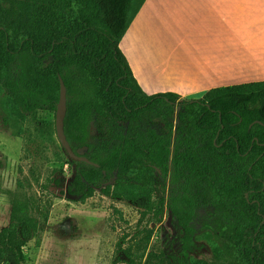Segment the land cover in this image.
<instances>
[{
	"label": "trees",
	"instance_id": "1",
	"mask_svg": "<svg viewBox=\"0 0 264 264\" xmlns=\"http://www.w3.org/2000/svg\"><path fill=\"white\" fill-rule=\"evenodd\" d=\"M132 1L0 0V92L18 113L56 114L62 78L68 96L67 138L78 154L88 147L83 154L98 164L70 160L73 177L66 182L53 174L45 186L53 185L72 201L100 189L105 196L137 204L144 213L152 210L155 172L168 171L164 139L122 135L123 148L104 158L102 149L88 142V114L93 110L101 119L124 122L164 104L196 106L195 128L213 138L207 151L187 138L190 170L170 204L179 253L151 251L144 264H182L183 255L189 257L186 264H207L190 252L199 208L193 185L200 177L207 180L237 264H264V80L216 87L184 100L173 92L147 94L119 47L132 17ZM71 67L81 73L74 84L67 73ZM164 203L160 196L161 212ZM40 226L28 203L15 200L11 222L0 230V264H22L26 245ZM206 236L211 238L210 232Z\"/></svg>",
	"mask_w": 264,
	"mask_h": 264
},
{
	"label": "rangeland",
	"instance_id": "2",
	"mask_svg": "<svg viewBox=\"0 0 264 264\" xmlns=\"http://www.w3.org/2000/svg\"><path fill=\"white\" fill-rule=\"evenodd\" d=\"M67 73L73 84L81 74L75 67ZM197 110L188 104H164L124 122L101 119L93 110L88 114V142L102 149L104 158L123 148L122 135L138 133L147 141L164 139L168 171L166 175L155 172L152 210L144 213L137 204L105 196L100 189L82 201H72L61 197L53 185L46 187L53 174L67 182L75 173L58 139L55 113H18L0 92V230L10 224L14 201L19 199L28 203L41 221L39 232L26 245L22 264H144L151 251L179 253L170 204L175 188L181 187L190 170L187 138L196 139L197 148L204 150L213 138L211 132L195 128ZM86 151L88 147L79 150L82 154ZM208 155L210 161L215 160ZM193 187L199 208L193 220L197 238L191 255L207 264H237L228 232L221 230L222 219L211 202L206 178L195 180ZM160 196L165 199L162 212ZM181 259L186 264L189 257Z\"/></svg>",
	"mask_w": 264,
	"mask_h": 264
},
{
	"label": "crops",
	"instance_id": "3",
	"mask_svg": "<svg viewBox=\"0 0 264 264\" xmlns=\"http://www.w3.org/2000/svg\"><path fill=\"white\" fill-rule=\"evenodd\" d=\"M119 47L147 94L264 80V0H133Z\"/></svg>",
	"mask_w": 264,
	"mask_h": 264
},
{
	"label": "water",
	"instance_id": "4",
	"mask_svg": "<svg viewBox=\"0 0 264 264\" xmlns=\"http://www.w3.org/2000/svg\"><path fill=\"white\" fill-rule=\"evenodd\" d=\"M67 100H68L67 87H66L64 80L60 78V97L57 103V110L55 114V127H56V133H57L58 139L71 160L85 161L90 164L98 165L97 163H94L93 161H91L86 155L76 153L67 138V135L65 132V117L67 113Z\"/></svg>",
	"mask_w": 264,
	"mask_h": 264
}]
</instances>
